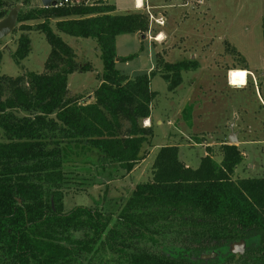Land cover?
Wrapping results in <instances>:
<instances>
[{
    "label": "trees",
    "instance_id": "trees-1",
    "mask_svg": "<svg viewBox=\"0 0 264 264\" xmlns=\"http://www.w3.org/2000/svg\"><path fill=\"white\" fill-rule=\"evenodd\" d=\"M107 1L18 11L16 22L56 18L57 32L95 40L103 70L92 102L67 101L75 54L40 27L50 45L47 74L29 73L26 82L0 77V264H264V178L232 180L243 161L235 145L221 147L220 162L206 154L195 169L180 162L177 146L161 147L151 181L137 185L118 214L64 209L66 168L75 163L70 154L91 149L102 164L130 173L152 135L140 124L150 118L157 96L151 79L159 75L172 92L182 84V72L198 68L195 60H159L149 74L118 72L116 61L133 56L117 57L116 37L145 33L149 23L143 13L114 14ZM19 2L29 0H0V20ZM29 52V39L21 36L14 62ZM192 110L186 105L181 111L188 128ZM121 119L129 124L123 134ZM239 240L246 251L232 255L228 245ZM209 251L217 257L199 259Z\"/></svg>",
    "mask_w": 264,
    "mask_h": 264
},
{
    "label": "rangeland",
    "instance_id": "rangeland-1",
    "mask_svg": "<svg viewBox=\"0 0 264 264\" xmlns=\"http://www.w3.org/2000/svg\"><path fill=\"white\" fill-rule=\"evenodd\" d=\"M134 1H111L116 14L143 13L149 23L145 33L116 37L118 58L133 56L116 62V70L133 78L155 70L159 60L169 64L195 60L198 68L182 72V84L172 92L159 75L151 79L150 90L157 96L150 118L140 124L152 135L143 147V160L130 173L113 163L102 164L91 149L79 148L70 154L69 160L75 163L66 168L70 182L62 201L65 210L96 207L116 215L137 185L151 181L152 164L161 147L177 146L180 162L195 169L206 154L221 161V147L228 144L231 132L243 156L232 180L264 178V0H203L201 4L143 0L140 9H135ZM39 2L17 4L28 11L41 8ZM58 20L16 22L14 30L0 40V77L26 82L29 73L47 74L50 45L40 30L45 27L75 54L77 70L67 77V101L92 102L99 86L97 76L103 70L99 47L91 38L57 32ZM156 20H162L163 25ZM27 26L30 29L23 30ZM159 35H163L161 41L156 40ZM21 36L28 37L30 52L17 65L13 53ZM83 66L89 70L82 71ZM186 105L193 107L192 128L181 117ZM17 115L28 113L17 110ZM120 124L123 134L129 124L124 119Z\"/></svg>",
    "mask_w": 264,
    "mask_h": 264
},
{
    "label": "water",
    "instance_id": "water-1",
    "mask_svg": "<svg viewBox=\"0 0 264 264\" xmlns=\"http://www.w3.org/2000/svg\"><path fill=\"white\" fill-rule=\"evenodd\" d=\"M40 2V7L41 8H51L54 7L56 1L58 0H39ZM20 5L15 6L12 8L7 16L3 19L0 20V40L8 36L15 28L16 26V20H17V15L18 11L20 10ZM231 87V86H230ZM236 141L235 134L233 132L230 133L228 136V144L229 145H234V142ZM245 242L240 241L237 243H232L228 247V251L231 254H239L242 255L244 250H245ZM217 257V253L215 252H210L208 254H202L199 259L201 260H213Z\"/></svg>",
    "mask_w": 264,
    "mask_h": 264
},
{
    "label": "built area",
    "instance_id": "built-area-1",
    "mask_svg": "<svg viewBox=\"0 0 264 264\" xmlns=\"http://www.w3.org/2000/svg\"><path fill=\"white\" fill-rule=\"evenodd\" d=\"M90 0H88L87 2H83L82 0H58L56 1L54 7H51V8H62V7H68V6H76V5H81V4H85L87 5L90 4L89 3ZM185 2H187V4H192V3H199L201 4L202 3V0H184ZM143 0H142V4L140 7H138L139 5L137 4V1L135 0L134 1V5H135V8L137 9H140V8H144L143 7ZM156 22L160 25H163V21L162 20H156Z\"/></svg>",
    "mask_w": 264,
    "mask_h": 264
},
{
    "label": "flooded vegetation",
    "instance_id": "flooded-vegetation-1",
    "mask_svg": "<svg viewBox=\"0 0 264 264\" xmlns=\"http://www.w3.org/2000/svg\"><path fill=\"white\" fill-rule=\"evenodd\" d=\"M240 241H244V240H239V241H235V242H232V243H237V242H240ZM244 242H245V241H244ZM232 243H230V244H232ZM230 244H229V245H230ZM245 244H246V243H245ZM229 245H228V247H229ZM245 251H246V246H245V250H244V252H245ZM210 252H212V251H209V252H206V253H203V254H208V253H210ZM244 252H243V254H244ZM243 254H242V255H243ZM232 255H233V254H232ZM234 255H236V256H241V255H239V254H234ZM200 256H201V255H200ZM200 256H199V257H200ZM203 261L206 262V261H209V260H203Z\"/></svg>",
    "mask_w": 264,
    "mask_h": 264
},
{
    "label": "bare ground",
    "instance_id": "bare-ground-1",
    "mask_svg": "<svg viewBox=\"0 0 264 264\" xmlns=\"http://www.w3.org/2000/svg\"><path fill=\"white\" fill-rule=\"evenodd\" d=\"M136 1H137V4L139 5L138 7H140L141 4H142V0H136ZM162 36H163V35L158 36V37L156 38V40H157V41H161V40H162ZM146 124H147V122H146Z\"/></svg>",
    "mask_w": 264,
    "mask_h": 264
},
{
    "label": "crops",
    "instance_id": "crops-1",
    "mask_svg": "<svg viewBox=\"0 0 264 264\" xmlns=\"http://www.w3.org/2000/svg\"><path fill=\"white\" fill-rule=\"evenodd\" d=\"M111 1H112V0H108V1H107V4L112 5V6L115 7L114 14H116V13H117L116 6H115L114 4H112ZM202 1H203V0H202ZM134 6H135V5H134ZM135 9H136V8H135ZM137 35H138V34H137ZM159 36H160V35H159ZM116 55H117V54H116ZM117 57H118V55H117ZM116 62H118V61H116ZM91 99H92V98H91ZM192 127H193V123H192ZM228 136H229V135H228ZM227 141H228V140H227Z\"/></svg>",
    "mask_w": 264,
    "mask_h": 264
}]
</instances>
